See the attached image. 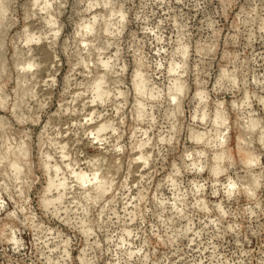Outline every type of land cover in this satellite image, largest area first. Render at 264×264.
<instances>
[{
  "label": "clouds",
  "instance_id": "1",
  "mask_svg": "<svg viewBox=\"0 0 264 264\" xmlns=\"http://www.w3.org/2000/svg\"><path fill=\"white\" fill-rule=\"evenodd\" d=\"M0 264H264V0H0Z\"/></svg>",
  "mask_w": 264,
  "mask_h": 264
}]
</instances>
